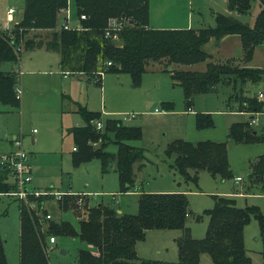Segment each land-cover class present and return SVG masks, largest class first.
Instances as JSON below:
<instances>
[{
  "label": "trees",
  "instance_id": "1",
  "mask_svg": "<svg viewBox=\"0 0 264 264\" xmlns=\"http://www.w3.org/2000/svg\"><path fill=\"white\" fill-rule=\"evenodd\" d=\"M260 9L253 26L228 14L216 12L213 26L188 28H154L148 23V0H74L77 17L81 13L80 28L62 27L64 19L60 15L68 6V0H25L22 17L13 24L12 34L0 31V63L17 61L21 48L44 47L59 53V67L70 73L92 77L99 84L104 72L129 73L134 86L140 84L142 73L150 62L163 63L171 79L182 87L186 110L191 107L193 96L214 90L218 83L232 79L233 82L250 80L257 82L264 70L258 67L231 65L227 62H206L203 70L181 69V64H191L210 57L204 45L214 40L219 42L226 35L239 37L243 61L251 59L254 47L264 41V0H259ZM227 8L245 13L251 0H226ZM114 20L119 28L105 36L109 21ZM29 29L48 30L44 34H29ZM20 47V49H17ZM110 64L106 65V62ZM178 65V66H175ZM102 72V73H101ZM18 76L16 70L0 68V103L10 108L19 107L17 95ZM164 110H171L172 103L162 101ZM263 102L257 96H241L239 111L260 112ZM77 112L84 120L82 126H72L74 164L91 158L100 160L101 172L110 168L117 171L119 192H126L134 185V164L144 158L141 147L130 144V140L141 137L140 126L124 124L119 118L107 117L103 127L97 128L95 120L101 118L99 111H93L78 104ZM195 125L198 129L212 126L209 113L195 112ZM250 121L233 122L229 137L237 142L262 141L256 131L249 129ZM116 145V151L106 150L108 143ZM165 154L173 156L172 165L185 181L196 182L201 169L221 178L231 176L226 141L200 140L190 142L175 139L167 144ZM250 182L259 183L264 194V154L249 163ZM14 189V183L0 174V193ZM35 199L36 210L19 201V243L18 264H50L47 255L49 236L76 235L94 246L92 251L78 248L76 264H252L244 244V226L253 216L259 225L264 264V206L239 207L235 199L227 196H214L212 207L205 209L209 216L205 235L194 238L186 226L189 213L187 197L180 192H139L137 210L134 213L118 211L113 205H87L79 215L76 230L66 220L49 219L46 229L42 228L46 213V195ZM77 194L63 195L57 199L58 207L69 210L74 206ZM83 202H88L86 196ZM42 213V214H41ZM150 228L183 229L176 238L178 258L176 261L139 257L135 244L145 238ZM56 242V241H55ZM54 242V243H55ZM0 235V264H8ZM207 253L209 262H201L200 254Z\"/></svg>",
  "mask_w": 264,
  "mask_h": 264
},
{
  "label": "rangeland",
  "instance_id": "2",
  "mask_svg": "<svg viewBox=\"0 0 264 264\" xmlns=\"http://www.w3.org/2000/svg\"><path fill=\"white\" fill-rule=\"evenodd\" d=\"M148 4L150 25L161 23L162 18H167L166 13H176L181 14L179 22L182 21L183 24L191 16L193 23L188 27L213 26L216 12L228 14L253 26L261 7L259 0H251V6L245 13L229 10L226 0H148ZM24 6L25 0H0V26L6 24L5 18L11 8L13 19L8 25L12 29L13 24L21 19ZM63 13L64 11L60 15ZM67 21L69 25L77 22L74 0H68ZM11 29L3 31L11 35ZM47 31L29 29V34H44ZM211 41L204 45L206 51L211 53L209 58L175 66L203 70L209 60L231 65L243 64L238 36L224 38L221 42ZM18 55L17 61L0 63L2 70L17 67V84L22 97L18 111L4 112L2 110L9 107L0 103V160L3 154L19 148L10 141L16 134L18 139L15 141L25 151V161L31 167L32 178L29 185L40 192L47 191L44 209L51 214V219L66 220L77 230L79 215L87 205L102 202L113 205L122 212L134 213L137 210L139 192H180L187 197L189 213L186 216V226L189 234L194 238H202L209 220L205 209L213 206L215 195L234 198L239 207L255 205L263 208L262 187L259 183L250 182L248 176L249 163L264 154V138L257 142H237L229 137V128L233 122L248 120L249 129L256 131L259 136L264 135V73L257 82H241L239 79L233 82V79L231 81L228 78L218 83L214 90L196 93L193 96L194 102L186 110L182 87L171 79L163 63L147 64L138 86L133 85L126 72H104L101 83L97 85L88 76L85 79H79L76 75L65 78L61 74L59 76V53L55 50L22 47ZM246 65L264 70V41L254 47L252 57ZM259 92L263 93V97L258 98L263 102L262 111H239L241 96H257ZM72 101L85 104L89 110L99 111L102 121L107 117L119 118L124 124L140 126L141 137L130 140V144L141 147L144 158L134 164L135 182L128 191L119 192L117 171L110 168L102 173L98 158L73 163L74 142L68 129L82 126L84 120L79 113L73 111ZM162 101L171 102L173 108L162 109ZM148 102H152L149 107ZM155 107L159 109L158 112L153 111ZM195 112L209 113L213 125L198 129L195 125ZM252 119L254 121L251 122ZM178 138L190 142L226 141L231 176L221 178L201 169L196 182L185 181L172 165L173 156L165 154L167 144ZM106 150L115 152L116 145L110 142ZM0 174H5L7 180L12 182L9 168L0 170ZM235 176H240L241 180L235 181ZM67 184L72 194L85 195L88 202L82 200L79 204L76 199L75 207L70 206L67 211L61 210L56 193H52ZM50 185L53 187H49ZM44 220L42 228L46 229L49 219ZM182 233L183 229L175 228L147 229L145 238L135 244L136 252L139 257L176 261V238ZM243 234L246 252L251 257L252 264H263L259 225L253 216L244 226ZM0 235L7 263L18 264L19 200L8 193H0ZM55 239V243L47 242L50 264H76L78 248L95 250L94 246L76 235H55ZM200 261L209 262V254L201 253Z\"/></svg>",
  "mask_w": 264,
  "mask_h": 264
},
{
  "label": "built area",
  "instance_id": "3",
  "mask_svg": "<svg viewBox=\"0 0 264 264\" xmlns=\"http://www.w3.org/2000/svg\"><path fill=\"white\" fill-rule=\"evenodd\" d=\"M11 12H12V9L9 8L8 14H11ZM63 16H64V19H63V22L61 25L63 28H66V29L80 28L81 25H80L79 20L85 18V14L81 13L78 17L77 24L69 25V23L67 21V8L64 10ZM4 23H6V24L0 26V31H3L5 29H9V28L11 29V27L8 25L7 21H5ZM119 27H120V25L116 24L115 21L111 19L109 21V26L105 30L104 35L106 37L110 36L111 32L113 30L119 28ZM111 36L113 37V39L116 38L115 34H113ZM17 49H20V47H18ZM108 64H110V61L106 62V65H108ZM17 95L20 96V88L19 87H17ZM261 97H263V93L259 92L257 94V98H261ZM153 111L158 112L159 109L157 107H155ZM126 117H128V116H126ZM252 121H254V119H252L251 122ZM95 125L97 128H102L103 127V121L101 119H96ZM15 143L17 144V146L19 148H17L16 150H14L8 154H3L1 156V159L7 163V168H9V170H10L12 182L14 183V189H12L11 191L6 192V193L16 196L17 199L19 201L25 203V205L28 208H33L36 210V207H37L36 201H35V199H32L34 201L29 200V196L38 197L39 195L47 194V191L46 192H40L38 190L31 189L29 187V182L31 181L32 175H31L30 171L27 169L26 164H25L26 153L23 149L20 148V143L18 141H16ZM234 180L239 181V180H241V177L235 176ZM54 193H56V197H57L56 199H60L64 194H69L71 192L68 191L67 193H64V191L63 192L62 191H56V192H53L52 195H54ZM77 195H78L77 202L79 203L83 200L82 197L85 195H80V194H77ZM83 213H84V211H82V214ZM50 218H51V214H49V213H45L44 215L41 216V219H43V220L44 219H50ZM55 241H56L55 236H49L48 237L49 243H54Z\"/></svg>",
  "mask_w": 264,
  "mask_h": 264
},
{
  "label": "crops",
  "instance_id": "4",
  "mask_svg": "<svg viewBox=\"0 0 264 264\" xmlns=\"http://www.w3.org/2000/svg\"><path fill=\"white\" fill-rule=\"evenodd\" d=\"M171 11V10H170ZM171 12H174L173 10L171 11ZM170 13H166V16H167V18H162L161 19V23H156L155 25L156 26H154V25H150V23H149V26H151V27H154V28H184V27H182V26H186V27H188L189 25H192V23H193V21H191L192 20V18H191V16L190 17H188L187 18V20L185 21V24H183V22L181 21V22H179L180 21V17H181V14H176V13H173V15H169ZM6 20L5 21H7V22H11L12 21V14H8L7 16H6V18H5ZM153 19V18H152ZM77 21H78V17H77ZM75 24H77V22L75 23ZM198 25V24H197ZM196 28V27H195ZM234 36H237V35H226V36H224V37H222L221 38V40L219 41V42H221L224 38H229V37H234ZM239 38V37H238ZM240 41V40H239ZM208 42H212L211 40L210 41H208ZM241 44V43H240ZM242 48V47H241ZM210 53V52H209ZM241 54V56L243 55V52L242 53H240ZM210 55H211V53H210ZM60 58V57H59ZM242 64V63H241ZM243 64H245L246 65V62H243ZM11 69H13V70H16V72H17V67H11ZM10 70V69H9ZM18 73V72H17ZM55 73H56V71H55ZM53 74V73H52ZM57 74H59V76H60V74H61V76L63 77V78H65V77H71V76H78V78L79 79H85V75L84 74H78V73H70V72H68V71H66V70H62V69H60V67H59V60H58V63H57ZM102 76H103V74H102ZM102 76H101V79H102ZM100 83H101V80H100ZM99 83V84H100ZM96 84V83H95ZM99 84H97V85H99ZM25 96H27V94H25ZM21 96H19V107L17 108V109H15V108H7V109H4V110H2V111H4V112H13V111H18L19 110V108H20V104H21ZM72 106L74 105V109H73V111L74 112H77V107H78V104H80V105H84L86 108H87V106L85 105V104H82V103H80V102H77V101H72ZM151 104H152V102H148V107L149 106H151ZM78 113V112H77ZM251 115H253V114H251ZM252 117V116H251ZM102 120V119H101ZM104 120V119H103ZM95 122V121H94ZM70 133V132H69ZM71 134V133H70ZM72 136V135H71ZM15 139L17 140L18 139V137H17V135L16 134H14L13 135V138L10 140V141H12V143L14 144V146L16 145L17 146V144L15 143L16 141H15ZM73 139V138H72ZM33 141V140H32ZM74 147V144H73V146H72V151H73V148ZM13 151V149H11L10 150V152H12ZM25 164H26V167H27V169L30 171V173H31V167L30 166H28V164L26 163V161H25ZM2 166H4L5 168H2ZM6 169H8L7 168V163L5 162V161H3L2 159L0 160V170L1 171H3V170H6ZM69 184V183H68ZM66 185V186H64V187H62V188H59V190L58 191H70V189H69V185ZM29 187L30 188H32V189H36L34 186H31V185H29ZM49 187H53L52 185H50ZM48 244V243H47ZM52 244V243H51Z\"/></svg>",
  "mask_w": 264,
  "mask_h": 264
},
{
  "label": "water",
  "instance_id": "5",
  "mask_svg": "<svg viewBox=\"0 0 264 264\" xmlns=\"http://www.w3.org/2000/svg\"><path fill=\"white\" fill-rule=\"evenodd\" d=\"M113 42H114L115 44H117V43L119 42V40H118L117 38H114V39H113ZM2 168H5V167L2 166ZM118 211L120 212V209H118Z\"/></svg>",
  "mask_w": 264,
  "mask_h": 264
}]
</instances>
